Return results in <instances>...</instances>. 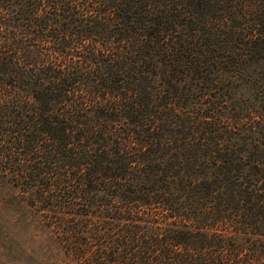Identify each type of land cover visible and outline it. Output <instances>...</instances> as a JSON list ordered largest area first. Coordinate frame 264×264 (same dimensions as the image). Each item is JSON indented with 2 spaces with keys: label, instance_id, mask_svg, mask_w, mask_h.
Wrapping results in <instances>:
<instances>
[{
  "label": "trees",
  "instance_id": "trees-1",
  "mask_svg": "<svg viewBox=\"0 0 264 264\" xmlns=\"http://www.w3.org/2000/svg\"><path fill=\"white\" fill-rule=\"evenodd\" d=\"M263 80L264 0H0V235L45 219L64 264H264Z\"/></svg>",
  "mask_w": 264,
  "mask_h": 264
},
{
  "label": "clouds",
  "instance_id": "clouds-1",
  "mask_svg": "<svg viewBox=\"0 0 264 264\" xmlns=\"http://www.w3.org/2000/svg\"><path fill=\"white\" fill-rule=\"evenodd\" d=\"M0 241V264H62L48 245V237L34 229L21 232L6 226Z\"/></svg>",
  "mask_w": 264,
  "mask_h": 264
},
{
  "label": "rangeland",
  "instance_id": "rangeland-1",
  "mask_svg": "<svg viewBox=\"0 0 264 264\" xmlns=\"http://www.w3.org/2000/svg\"><path fill=\"white\" fill-rule=\"evenodd\" d=\"M258 84L259 85H263L264 84V80L261 81V82H258ZM260 104H261L262 107H258L257 106L258 104L255 101L249 103V105L255 107L253 109H255L256 114L261 113L260 110L261 111L264 110V102H260ZM261 181L259 183H257V186L254 187V189L257 188V187H258V189L262 188V182ZM9 210L11 212H14L13 208H9ZM42 213H43L42 216H45V215H47L48 212L45 211V212H42ZM147 214L151 215V217L150 218L148 217V218L151 221H154V225L160 226L161 229L167 227L168 222L163 219L165 214L163 212H161L160 209H151L149 211L140 210L137 213L138 217L141 220H143V221H147L148 220L147 219ZM119 217H121L123 220H125V219H127L128 216L126 214H121ZM134 218H135V215H134ZM131 219L134 220L133 218H131ZM24 221H25L24 219L17 221V224H16L17 227L15 226L14 229H19L21 232H27L29 229H34V230L38 231L41 236H47L48 237V241H47L48 244H51L52 242L55 241L54 237H55L58 229H55V228L51 227L52 226L51 222L48 223L45 219H42L41 220L42 224L31 223V226H29ZM48 224H49V227H48ZM121 225H124V224L122 223V224H120V226ZM49 246H50V248L52 250L53 249L52 248L53 245L52 246L49 245ZM262 250H264V249H262ZM52 252L56 253L55 249H54V251L52 250ZM60 258L62 259V256H60ZM130 261H131V256H128L127 262H130ZM63 262H64V260L62 259V264H64ZM33 264H34V262H33ZM66 264H82V263L74 262V258H70Z\"/></svg>",
  "mask_w": 264,
  "mask_h": 264
}]
</instances>
